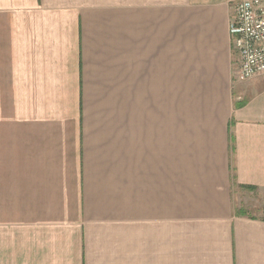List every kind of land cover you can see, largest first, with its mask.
Returning <instances> with one entry per match:
<instances>
[{
  "label": "crops",
  "instance_id": "1",
  "mask_svg": "<svg viewBox=\"0 0 264 264\" xmlns=\"http://www.w3.org/2000/svg\"><path fill=\"white\" fill-rule=\"evenodd\" d=\"M236 1L0 0V264H264Z\"/></svg>",
  "mask_w": 264,
  "mask_h": 264
},
{
  "label": "built area",
  "instance_id": "2",
  "mask_svg": "<svg viewBox=\"0 0 264 264\" xmlns=\"http://www.w3.org/2000/svg\"><path fill=\"white\" fill-rule=\"evenodd\" d=\"M229 29L238 53L237 77L264 72V0H238Z\"/></svg>",
  "mask_w": 264,
  "mask_h": 264
},
{
  "label": "rangeland",
  "instance_id": "3",
  "mask_svg": "<svg viewBox=\"0 0 264 264\" xmlns=\"http://www.w3.org/2000/svg\"><path fill=\"white\" fill-rule=\"evenodd\" d=\"M174 113V112H173ZM177 113V112H176ZM248 198V199H247ZM246 199L247 200H250V201H252V202H254V203H256V204H258L257 202V200H259V197L257 196V195H252L251 197H250V199H249V197H247ZM249 211H251L252 213H253V215H257V216H261L262 214L260 213V212H258L257 210H256V208L253 206V207H251V209L249 210Z\"/></svg>",
  "mask_w": 264,
  "mask_h": 264
},
{
  "label": "trees",
  "instance_id": "4",
  "mask_svg": "<svg viewBox=\"0 0 264 264\" xmlns=\"http://www.w3.org/2000/svg\"><path fill=\"white\" fill-rule=\"evenodd\" d=\"M262 209H263L262 211H263V214H264V204H263V208Z\"/></svg>",
  "mask_w": 264,
  "mask_h": 264
}]
</instances>
